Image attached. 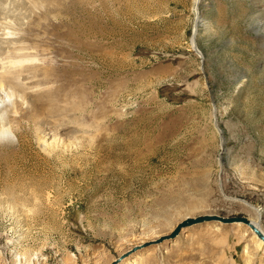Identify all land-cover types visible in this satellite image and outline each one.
I'll return each mask as SVG.
<instances>
[{"label": "rangeland", "instance_id": "obj_1", "mask_svg": "<svg viewBox=\"0 0 264 264\" xmlns=\"http://www.w3.org/2000/svg\"><path fill=\"white\" fill-rule=\"evenodd\" d=\"M0 80V264H264L159 239L264 230V0H0Z\"/></svg>", "mask_w": 264, "mask_h": 264}, {"label": "water", "instance_id": "obj_2", "mask_svg": "<svg viewBox=\"0 0 264 264\" xmlns=\"http://www.w3.org/2000/svg\"><path fill=\"white\" fill-rule=\"evenodd\" d=\"M194 40H195V33H194ZM200 58L202 61V57H200ZM213 113H214V120L216 121L215 105L213 106ZM220 137L223 140L222 131L220 132ZM212 221L221 222V223H243V224L247 225L260 239H262L264 241V234H262V232L259 230V228H257L254 225V223L251 220H249L247 217H245V216H221V215H217V214H202V215H198V216H194V217L186 216L175 224L174 228L172 229V231L170 232L169 235L162 236L159 239H162L164 237L173 238L174 236H176L178 234V232L182 228L184 229V228H187L190 226H194L197 224H203V223H207V222H212Z\"/></svg>", "mask_w": 264, "mask_h": 264}, {"label": "bare ground", "instance_id": "obj_3", "mask_svg": "<svg viewBox=\"0 0 264 264\" xmlns=\"http://www.w3.org/2000/svg\"><path fill=\"white\" fill-rule=\"evenodd\" d=\"M23 61V60H22ZM1 81V80H0ZM1 83V82H0ZM2 84V83H1ZM6 110V109H5ZM5 110H2L1 112H5ZM7 128V127H6ZM10 135V134H9ZM248 219L249 220H251L253 223H254V225L257 227V228H259V230L262 232V234H264V230L260 227V225L254 220V219H252V218H249L248 217ZM253 234H254V236L257 238V242H258V244L260 245V246H263L264 245V241L262 240V239H260L254 232H253ZM144 242V239H142L138 244H140V243H143Z\"/></svg>", "mask_w": 264, "mask_h": 264}]
</instances>
